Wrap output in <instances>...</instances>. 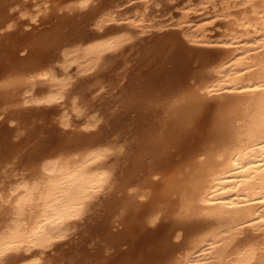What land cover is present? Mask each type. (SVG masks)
<instances>
[{
  "label": "bare ground",
  "instance_id": "1",
  "mask_svg": "<svg viewBox=\"0 0 264 264\" xmlns=\"http://www.w3.org/2000/svg\"><path fill=\"white\" fill-rule=\"evenodd\" d=\"M108 1L0 0V264H66L74 234L69 264H264V0L182 7L126 101L129 149L80 82L101 93L133 32L169 25Z\"/></svg>",
  "mask_w": 264,
  "mask_h": 264
},
{
  "label": "rangeland",
  "instance_id": "2",
  "mask_svg": "<svg viewBox=\"0 0 264 264\" xmlns=\"http://www.w3.org/2000/svg\"><path fill=\"white\" fill-rule=\"evenodd\" d=\"M24 2H28L29 0H22ZM114 0H110L108 1V3L105 5L104 9H110V10H117V12L123 13L122 17H125L127 15H132L136 9H138L139 7L137 6H133V4H135V2H131L128 3V0H115V2H113ZM123 1V2H121ZM197 1V0H195ZM110 2V3H109ZM190 0H156V2L152 1L149 8H148V17L150 19L162 22L165 25H169V27L167 28H163V29H159V28H154L152 30H147V32L141 33L140 31L136 30L133 32L134 34V42H133V48L131 49H127V53L126 55L123 56H118L115 57L113 59H115L114 64H113V68L110 70L109 74H103V78L105 79L106 75L113 78H109V81L107 83V85L103 86V89L101 93H99V91L101 90V88L99 89V86H92L93 83H95L96 80H94V78L91 80V82L89 80H87V78L82 79L80 83H84L81 88L83 87H90V90H86L83 91V93H87V98L86 100H89L91 98H93L92 100V104L94 109L98 112V114H100L101 112L104 114H106L105 116L108 117H102V113L100 114V124L99 125L102 130L106 128V130L103 132L107 133L108 135H111L110 140H114V142H119L121 145H128L126 146L127 149H129V147H131L133 144L135 145L136 142V133L135 130L137 128V123L138 121L136 120L137 116V112H133V109H129L127 108V104L126 101L128 99H130V97L134 94L133 92H135L139 86L142 84V82L144 81V79H146L147 76V72H151L155 71L154 73H158L156 72V66L157 64L155 62H150L148 61V52L153 49V47L155 46L156 43H158L159 41H163L166 40V38H168L166 36V32L167 35L172 36V34H174V37L178 36V31L177 29L173 28L171 25L174 23H176V20L181 16V9L182 7L189 3ZM109 5V6H108ZM128 6V7H127ZM134 8H133V7ZM109 7V8H108ZM132 11H131V9ZM128 8V9H125ZM123 11H122V10ZM121 10V11H119ZM126 10V11H125ZM128 12V13H127ZM130 13V14H129ZM125 15V16H124ZM174 16V17H173ZM172 18V19H171ZM175 18V19H173ZM173 22V23H172ZM89 24V25H88ZM85 23L83 25H79L80 27L78 28H86V30H92L94 31V28L92 26H94L91 23ZM85 25V26H84ZM165 30V31H164ZM172 31V32H171ZM175 31V32H174ZM152 32V35H151ZM157 33V34H156ZM160 33V35H159ZM171 33V34H170ZM177 34V35H175ZM165 35V36H164ZM161 38H164L162 40H160ZM154 40V41H153ZM149 42V43H148ZM154 43V44H153ZM144 44V45H143ZM144 48V49H143ZM142 49V51H141ZM146 49V50H145ZM141 54V55H140ZM145 54V55H144ZM123 57V58H122ZM129 59L130 63L129 64H124L125 59ZM140 59V60H139ZM137 60V61H136ZM145 60V61H144ZM136 62V63H135ZM146 62V63H145ZM121 63V64H119ZM141 63V65H140ZM171 63V64H170ZM119 64V65H118ZM155 64V65H154ZM121 65V66H120ZM128 65V66H127ZM169 65V66H168ZM165 64V68L169 69V73L170 75H173V73L178 74V69L176 68V61L172 62V60L169 61V63ZM172 65V66H171ZM175 67H174V66ZM120 66V67H119ZM125 66V67H124ZM127 66V67H126ZM135 66V67H134ZM152 66V68H150ZM116 67V68H115ZM139 67V68H138ZM127 68V69H126ZM130 68V69H129ZM129 69V70H128ZM155 69V70H153ZM175 69V70H174ZM138 70V71H137ZM173 70V71H172ZM107 71V70H106ZM105 71V72H106ZM122 71V73H121ZM126 73H125V72ZM104 72V73H105ZM137 72V73H136ZM75 70H73V74H75ZM131 73V74H130ZM129 74V75H128ZM136 74V75H135ZM115 75V76H113ZM119 75V76H118ZM131 75V76H130ZM139 75V76H138ZM123 76V77H122ZM125 77V78H124ZM124 78V79H122ZM114 80V81H113ZM131 80V81H130ZM132 80H134L132 82ZM126 81V82H125ZM86 82V84H85ZM90 82V83H89ZM110 82V85H109ZM113 82V83H112ZM124 82V83H123ZM132 82V83H131ZM134 83V84H133ZM113 84V85H112ZM131 84V85H130ZM118 85V86H117ZM123 87L120 90V86ZM127 85V86H125ZM130 85V86H129ZM107 86V87H105ZM109 86V87H108ZM115 86V87H114ZM142 86V85H141ZM95 87V88H94ZM113 87V88H112ZM118 87V88H117ZM137 87V88H136ZM112 88V89H111ZM116 88V89H115ZM92 89V90H91ZM95 89V90H94ZM111 90V91H110ZM115 90V91H114ZM118 90V91H117ZM131 90V91H130ZM98 91V92H97ZM114 93V96L109 93ZM91 92V93H90ZM108 92V94H107ZM120 92V93H119ZM123 92V93H121ZM129 92V93H127ZM127 93V94H126ZM92 94L94 96H92ZM107 94V96H105ZM118 94V95H117ZM119 100L118 96H121ZM109 95V96H108ZM130 95V96H129ZM97 96V98H96ZM111 96V97H110ZM114 97V99L112 98ZM116 97V98H115ZM95 98V99H94ZM106 98V99H105ZM123 98V99H122ZM106 100V101H102ZM111 99V102H109ZM113 99V100H112ZM118 101H117V100ZM122 99V100H121ZM94 100H97L96 102H94ZM116 100V101H115ZM100 101L102 103H100ZM120 101V102H119ZM98 102V103H97ZM118 104H117V103ZM122 102V103H121ZM123 102H125V104H123ZM95 103V104H94ZM108 103H111L112 105H109ZM115 104V105H113ZM97 105V106H94ZM104 105V107H103ZM107 105H109V107H107ZM119 105V106H118ZM102 106V108H101ZM125 106V107H124ZM97 107V108H96ZM109 109H107V108ZM130 107V106H129ZM100 108V109H99ZM99 109V111L97 110ZM111 109V112H110ZM121 109V110H120ZM129 109V111H128ZM101 110V111H100ZM108 110V111H107ZM115 112H114V111ZM126 110V111H125ZM107 112V113H106ZM109 112V113H108ZM117 113V114H116ZM118 115V116H117ZM133 115V116H132ZM136 115V116H135ZM110 116V117H109ZM112 116V117H111ZM116 118H115V117ZM132 117V118H131ZM110 118L111 119V123H110ZM109 123H108V121ZM133 119V120H132ZM106 121V122H105ZM115 121V122H114ZM130 122V123H129ZM104 123V124H103ZM135 123V124H134ZM109 125V126H108ZM131 125V126H130ZM129 126V128H128ZM99 127V128H100ZM104 127V128H103ZM133 127V128H132ZM110 132H109V131ZM119 132V133H118ZM123 134H120L122 133ZM128 133V134H127ZM118 134V135H117ZM126 135V136H125ZM122 136V137H121ZM124 136V137H123ZM113 138V139H112ZM123 138V139H122ZM130 140V141H129ZM133 145V146H134ZM1 175V174H0ZM81 229L83 228L80 227ZM80 229V230H81ZM79 230V231H80ZM78 231V232H79ZM76 236V237H75ZM80 234H74L73 238L71 241H69L68 243L64 244L63 246L57 248V251H55L58 255H61V257L65 254L66 256V264H69L70 262V256L73 255L75 247L77 245H79V243L82 241V237L80 236ZM79 239V240H78ZM74 245V246H73ZM71 253V254H70ZM77 264V263H76Z\"/></svg>",
  "mask_w": 264,
  "mask_h": 264
}]
</instances>
